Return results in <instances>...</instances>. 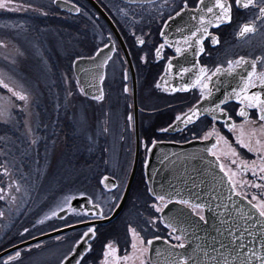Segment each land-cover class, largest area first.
I'll list each match as a JSON object with an SVG mask.
<instances>
[{
    "label": "flooded vegetation",
    "instance_id": "1",
    "mask_svg": "<svg viewBox=\"0 0 264 264\" xmlns=\"http://www.w3.org/2000/svg\"><path fill=\"white\" fill-rule=\"evenodd\" d=\"M43 1L13 0L14 4L23 7L18 11L0 9V41L11 40L12 45H14V40H22L23 44L26 40L31 39L35 40L36 44H44V40H63V42L68 40L67 43L71 42L75 47V53L70 61L76 57L92 56L99 47L110 40L112 41L114 51L105 65L102 81L104 98L102 100H89L81 95L80 86L69 65L67 66V73L71 77L69 79L72 87L78 93L79 100L83 101L85 105L97 108L98 116L103 110L104 129L101 137L103 148L102 150H95V148L86 150L82 160L86 165L83 168L96 172V169L101 167L102 174L98 179L99 186L103 175H108L116 180L118 187L112 191H106L100 186L104 193L102 196L104 201L101 202L95 197L96 193L90 183L88 181L85 183L79 176L76 178L75 174L72 176V179L75 177L74 180L65 178V176L61 178L57 189L49 197L28 195L24 199L18 197L12 201L0 199V211L4 213L3 216H0V264H3L7 256L14 255L15 251H20L21 256L12 264H59L89 227L95 229V236L87 241V244H91L92 247L90 253L87 254L85 264H100L105 250L104 245L109 242L117 249L118 256H124L127 252H131L132 236L128 231L130 226L140 232L145 241L154 236H159L169 243L176 244L177 241L174 236L169 235L170 229L159 221L157 223L160 224V227L153 233L148 232L141 223L139 227L137 223H139V215L141 216L143 212L142 205L145 198L139 191L130 199L128 196L133 185L136 183L137 187L140 184L139 179L145 185L144 163L147 150L152 143H184L193 139L205 140L201 137L213 126L227 141V143L221 141L218 145L219 162L225 164L226 170L231 169L239 173L236 177L238 182L236 191L244 197L246 195L248 200H251L254 195L258 199L264 198V188L256 189L251 186L255 183H264V181L259 180L258 176L253 177L251 171V162L253 160L259 162L257 154L249 152L247 148L237 142L240 126L245 123V118L238 115L241 108L239 101L234 98L228 100L226 106L222 105L225 107L226 115L225 113H217L219 119L215 121H213L210 113H203L192 123L176 131H162V129H167L168 126L176 122L177 115L187 114L193 106L201 107V111L204 108H211L221 99H224L223 92L232 91L239 83V80H235L233 85L227 84L218 90L219 83L222 85L225 77L239 76L222 72L209 82V87L212 89L211 96H206V99L201 101V92L198 87L183 92L170 91L171 86L168 87L166 82L174 83V79L165 70L168 64H172V75L196 77L200 67H206L207 74L211 75L218 65L226 70L229 60L235 62L239 57H244L251 61L258 56L264 57V22L256 21L257 30L255 33H248L243 37L237 36L242 24L255 20L256 9H237L234 0H230L233 3L232 22L222 24L218 28H209V32L217 36L220 43L213 45L210 38H205L203 41L205 51L197 56L195 53L199 47H195L192 41H189L192 47L188 48L187 44L184 43V37L190 36L191 32L195 31L198 26L199 17L196 5L199 0H188L189 11L176 17L177 20L169 32V44L165 45L158 58L156 49L160 44L165 43V38L160 35L165 25L163 21H167L169 15L175 17V12L180 10L184 0H174L176 5L174 10L172 9V0H170V6L164 9L163 13L149 5L143 7L139 5L129 6L126 0H59V6L54 5V0ZM159 3L160 0H156L157 6ZM205 3L210 7L214 0H205ZM77 8L80 10L76 11ZM118 9H127V15ZM193 15H197V20L191 19ZM52 19H54V24L49 21ZM49 27L55 32V37L46 38L42 36V33ZM178 29L180 31H177ZM137 38H141L145 42L139 44ZM197 38H192V40ZM176 47L182 48L181 54L176 53ZM194 56L196 62L192 68L188 60ZM185 68L190 71L183 73L182 70ZM241 70L242 68L237 71L240 73ZM247 70H251L250 67L245 69L246 72ZM262 70H264V64L258 62L257 71ZM59 75L62 83L61 76H65L64 71L60 70ZM163 77H167V79ZM125 87L128 89L127 92L124 91ZM0 91H5L2 86H0ZM118 92H121L122 97L116 95ZM197 101H200L199 105H197ZM245 110L251 119L257 118L255 109L246 108ZM129 116L132 117L131 120H129ZM226 116H230L231 120L227 119ZM46 121V117L41 116L37 131L38 136H35L37 137V145L33 152L34 155L31 158L26 156L25 160V166L28 169L33 166L35 170L42 171V169L45 170L44 166L51 162V158L47 156L51 150V148L48 149V143L60 136V118L54 117L49 133L46 130ZM233 122L236 125L235 131L225 127L227 123ZM0 126L5 125L0 123ZM248 128L249 126L246 125L245 131ZM113 137L114 140L116 139V145L118 144L119 148H116L112 161L111 144ZM210 138L216 143L217 137L215 135L208 139ZM229 145L235 149L237 155H224L230 151ZM48 158L50 162L47 161ZM232 160H235V164L231 163ZM241 161L249 164L248 171H239L237 165H240ZM127 165L130 166L129 175L133 173V177L123 206L116 216L105 221L113 214L124 196L122 193L119 197L118 193L123 185L122 179ZM46 169L51 171L48 166ZM241 180L245 183H239ZM27 183L29 187L30 182ZM32 183L36 185L34 181ZM125 184L126 187L127 182ZM138 195L140 199L137 203L136 213L134 216H130L132 207L137 205L135 197L137 200ZM66 197H71L70 209H75V212L63 204ZM89 197L93 203H100L103 210L102 216L84 215L88 209H92L94 212L99 211V209H93L92 203H89ZM113 197L116 199L113 200ZM81 200H83V204H77L78 201L81 203ZM154 204L159 205L160 202L156 198H151L150 206L153 211H155ZM58 205L64 210L58 211L56 217L44 220L43 223H37V221L43 220L48 212L56 209ZM76 213L80 215L78 216ZM155 213L158 218V213L156 211ZM120 214L121 216H119ZM134 217L135 219H132ZM26 228L28 232L24 231ZM55 230L62 231L47 238L28 242ZM70 230L73 232L66 235V232ZM124 234L127 235L124 236ZM115 236L121 240H115ZM66 243H69V247L67 250H63L61 246ZM37 245L39 247H36ZM59 245L60 254L56 253L55 257L51 256L50 254L55 253L56 251L53 250ZM146 257H148V253H146ZM149 264L152 263L149 262Z\"/></svg>",
    "mask_w": 264,
    "mask_h": 264
},
{
    "label": "snow or ice",
    "instance_id": "2",
    "mask_svg": "<svg viewBox=\"0 0 264 264\" xmlns=\"http://www.w3.org/2000/svg\"><path fill=\"white\" fill-rule=\"evenodd\" d=\"M126 3L131 5H139L143 7L144 5H149L153 7L155 10L163 13V10L170 6V0H160L159 5L157 6L156 0H126ZM235 7L237 9H256L257 15L255 16V20L244 23L240 26V30L237 32L238 37H243L248 33L256 32V21L264 22V0H234ZM22 5L14 4L13 0H0V9H6L8 11H18L22 8ZM176 5L174 4V0H172V9ZM80 9L77 8L76 11ZM124 15H127V9H118ZM189 11L188 0H184L183 6L180 7L178 12H175V17H179L182 13ZM196 11L198 15V26L195 31H192L190 36L184 37V43L187 44L188 48L192 47V44L189 42L192 38H197L195 43L199 46L198 51H196V55L199 56L200 53L204 52L203 41L205 38H210L213 45H218L220 43L219 38L209 32L210 27L218 28L222 24H229L232 22V11H233V3L230 0H214V3L209 7L205 3V0H199V3L196 5ZM197 15H193L191 17L192 20H197ZM172 15L168 16L167 21H163L165 27L167 28L168 22L175 18ZM177 31H180L179 29ZM160 35L165 38V43L160 44L156 49V56L159 58L161 55V51L164 49L165 45L168 44L167 36L164 30H161ZM145 41L141 38H137V43L143 44ZM2 43V42H0ZM107 47V45L105 46ZM114 50V49H113ZM99 51V50H98ZM181 47H176V53L179 55L182 52ZM110 59V57H109ZM143 59V57H142ZM108 59H105L104 63L107 64ZM258 62L264 64V57H256L254 60H246L244 57H239L235 62L229 60L228 68L222 69L219 65L216 67V70L211 73V75L207 74L206 67H200L198 74L195 79L192 80L191 83H186L183 87L177 89L172 88L170 91H188L191 88L198 87L200 89L201 95L200 100L204 101L206 96H211L212 89L209 87V82L212 81L213 77H218L222 72H226L229 75H239L240 81L237 87L233 88L231 93H225L224 99H221L219 103L214 104L211 108H204L203 111L197 106H193L188 110L187 114H180L176 116V121H182L184 124L192 123L203 113H210L212 115L213 121L219 119L217 113H225V107L227 101L230 99H235L239 101L241 104V108L238 112L240 117L245 118V123L240 126V135L237 137V142L241 144L244 148H247L249 152H254L257 154V160H253L251 162V171L253 177L259 178V180L264 181V70L257 71ZM250 67L251 70H247L246 75H240L237 71L238 69ZM168 69L172 68V64L169 63L167 66ZM190 70L185 68L182 70L183 73H187ZM101 80L104 79L103 76L100 77ZM0 86L4 89H7L11 96L16 97L19 101H23L27 103L28 96L27 94L15 90L13 87L6 82V80L0 76ZM159 86V85H158ZM258 89V90H256ZM83 91V89L81 90ZM125 92L128 91L127 87L124 89ZM103 92L101 91L98 96H95L94 99L102 100ZM200 101H197V105H199ZM13 107L11 97L0 96V119H4L6 122V117L11 111ZM255 109L257 112V118L255 120L251 119L249 113L245 109ZM226 115V113H225ZM227 119L231 120L230 116H226ZM132 117L129 116V120ZM249 126L248 130L245 131V126ZM171 127V125L169 126ZM225 127H228L230 130L235 131L236 125L235 122L231 124H226ZM107 131V129H105ZM162 131H167V129H162ZM195 135V133H194ZM215 135L217 137V141L212 145L211 148L207 149L213 156H216L217 160H220V155L217 152L218 145L221 141H225V138L222 137L216 128L213 126L211 130L206 132L202 139L207 140L210 136ZM35 143V141H33ZM227 143V141H225ZM230 151L228 153H224L225 156L237 155L234 148H231L229 145ZM232 164H235V160L231 161ZM222 172H224L225 176H227L228 183L231 186L230 192L235 195H241L240 192H237V180L238 172L232 171L231 169L226 170L225 164L220 163L219 165ZM237 168L240 172H245L249 170V164L247 162L241 161L240 165H237ZM4 173L8 174V170L5 168ZM108 178L105 177V181ZM15 183V182H13ZM103 183V182H102ZM239 183L243 184L245 181L241 180ZM251 183V182H247ZM256 189L264 188V183H255L251 185ZM11 187V185L9 186ZM118 186L113 183L109 188L108 184L105 183V188H108L109 191L111 189H115ZM19 185L16 186V191H19ZM151 192L152 189H149ZM0 192H3V189H0ZM83 195V193H81ZM104 193H101L100 196L97 197L99 201L100 197L103 196ZM232 196L229 195L228 199L231 200ZM0 199H4L2 195H0ZM71 197H66L63 200V204L65 207L70 209V201ZM116 197H113L115 200ZM245 199L247 196L245 195ZM15 200V197H13ZM156 200L160 202L159 205L154 204L153 207L157 213H164L165 207L167 203L171 201H166L164 195H156ZM256 201V203H253ZM89 203H92L93 209H99V211H93L92 209H88L84 215L87 216H102L103 210L101 209L100 203H93L91 197H89ZM178 203L181 205H185L192 210V213L199 217V220L204 221L206 218L203 215V210L208 207L207 204L199 202V197L196 198L195 201L190 199H179ZM251 206V211L249 213H244L246 217V223H250L251 221H255V223H250L248 228L243 230H237L231 224L225 231V235L230 238L229 243L226 245L223 242L219 243V247L214 243L210 248L204 246H197V250H195L192 254H185L182 252H176L175 258L171 261V264H264V198L258 199L257 196H252L251 200L248 201ZM59 205L53 211H51L48 215H45L43 220L37 221V223H43L44 220H48L51 217H55L58 211H63ZM75 212V209H70ZM78 216L79 213H76ZM4 213L0 211V216H3ZM163 223L165 227L170 229V236H174V239L177 241L175 245H172L173 249H184L185 245L189 239V230L180 224V221L172 215H161L160 217H151L145 223L146 225L156 226L157 222ZM223 223V221L221 222ZM179 225V226H178ZM255 230V231H254ZM25 232H28V229H24ZM128 231L131 233L132 242H131V252H127L124 256L117 255V249L113 247L112 243L104 245V253L103 259L100 261V264H149L152 259L150 256L146 257V253L149 252V247L153 245L154 240H159V236H154L153 239H149L147 241L144 240L143 236L138 232L135 228L129 227ZM219 231V230H218ZM237 231H239V235H237ZM177 232L180 235H175ZM257 232H259V246L257 247L255 243H253L252 247H249L244 243V238L251 236L255 237ZM95 236V229L89 227L83 235L80 236V239L76 241V245H80L82 241L87 243V240L91 237ZM59 239V237H57ZM76 245H73L72 250L68 253L67 256L61 261V264H65V261L69 259L70 256H73V253H77L78 249ZM147 245L148 247H146ZM36 247H39L37 245ZM91 244H87L84 247L83 251L78 252V257H73L75 264H85L87 259V254L91 251ZM202 253V258L198 259L196 253ZM160 255L159 249L156 251V256ZM21 256L20 251H15L14 255L7 256V259L3 261V264H12L17 258Z\"/></svg>",
    "mask_w": 264,
    "mask_h": 264
},
{
    "label": "rangeland",
    "instance_id": "3",
    "mask_svg": "<svg viewBox=\"0 0 264 264\" xmlns=\"http://www.w3.org/2000/svg\"><path fill=\"white\" fill-rule=\"evenodd\" d=\"M44 1L48 2L49 0ZM49 21L54 24V19ZM50 27L42 33L43 37H55L53 31L55 27L53 26V29ZM14 41V45L11 40L0 41L2 42L0 43V76L15 90L27 94L28 101L27 103L19 101L16 97L11 96L7 89L0 91V96L11 97L13 104L6 117V122L4 119H0V123L6 126H0V189H3L0 195L4 197L2 201H12L13 197H23L24 199L28 195L49 197L57 189L61 178L65 176L71 180L75 174L76 178L79 176L85 183L87 181L90 183L96 193L95 197L100 196L103 193L98 183L102 174L101 167L93 172L83 168L86 164L78 163V160H83L86 150L91 148L102 150L103 110L99 116H96V127L94 128L93 116L89 109L83 107L85 106L84 102L79 100L78 93L72 87L70 76L67 73V66L75 53L74 45L71 42L67 43L68 40L66 42L44 40V44H36L33 39L26 40L24 44L22 40ZM60 70L65 73V76H61L63 85L60 80ZM116 95L122 97L121 92ZM41 116H45L47 119L46 130L48 133L51 130L54 117L60 118V136L51 141L52 143H48V149L51 148V150L47 156L51 158V162L48 158L47 161L50 164L47 166L52 172L46 169V161L45 170L42 169V171L35 170L33 166L30 169L25 166L26 158H31L34 155L33 152L37 145L35 136H38ZM111 145L113 161L117 150L114 137ZM78 154H82V158H78ZM5 168L8 170V174L4 173ZM139 180L140 184L137 187L136 183L133 185L128 198L130 199L137 191L144 196L143 212L141 216L139 215L137 224L138 226L144 225L148 232L153 233L159 229L160 224L150 226L145 223L151 217H156L157 214L150 206L152 197L148 193L145 181V185H143L142 180ZM33 181L36 185L32 183ZM27 182H30L29 187ZM10 185L11 187H9ZM17 185H19V191H16ZM99 200L104 201L102 196ZM117 239L121 240L115 236V240ZM68 247L69 243L61 246L63 250H67ZM53 251H56L50 254L53 257L56 253L60 254V245Z\"/></svg>",
    "mask_w": 264,
    "mask_h": 264
},
{
    "label": "water",
    "instance_id": "4",
    "mask_svg": "<svg viewBox=\"0 0 264 264\" xmlns=\"http://www.w3.org/2000/svg\"><path fill=\"white\" fill-rule=\"evenodd\" d=\"M54 4L59 6V0H54ZM176 20L175 17L169 21L167 28L164 25L163 30L166 33L168 42L170 38L169 32ZM191 41L195 47L198 46L195 40ZM106 45L107 47H105ZM106 45L97 49L91 57H78L72 61V73L80 86V90L83 89V91H80L81 95L89 100L100 101L94 99V97L98 96L101 91L103 92V80L100 77H104L106 65L104 61L105 59L109 60V57L111 58L114 51L111 40ZM195 58L194 56L188 60L192 68L195 66ZM165 70L174 79V83L170 81L166 82L168 87L171 86V89H179L184 84L191 83L195 79V76L172 75L173 72H171V69L166 68ZM246 74L245 68H242L240 75ZM163 78L167 79V77ZM235 80L240 81V76L225 77L222 85L219 83L218 90L224 87V85H233ZM225 93H231V91L223 92L224 95ZM199 108L201 109V107ZM185 125L187 124H184L182 121H176L171 124V127L168 126L167 132L176 131ZM213 144H215V141L210 138L207 140L193 139L185 143L159 142L149 147L147 159L144 164V177L148 193L153 198H156V195H164L166 201H171L166 204L164 213H158L159 217L161 215L175 216L180 221V224L189 230V239L184 249H173L172 245L175 244H170L166 240H154L148 252V256L152 258L150 260L152 264H171L176 252L192 254L197 250L198 245L208 248L214 243L219 247V243L217 242H223L227 245L230 238L224 233L230 224L237 230H243L248 228L250 223H255L254 220L246 223V217L244 216V213L250 214L251 211V206L248 203L249 200L245 199L242 195L237 196L230 192L231 186L228 183L227 176H225L219 167V160L207 151ZM105 177L108 178L107 181H105ZM132 177L133 173L131 174L128 188ZM100 183L102 188L108 190V188H105V183L110 188L111 184H116V181L105 175L102 177ZM128 188L120 204L105 221L111 219L120 211ZM149 189H152V191L150 192ZM230 194L232 196L231 200L228 199ZM197 197H199V202L208 205L203 210V215L206 218L204 221L199 220V217L194 215L190 208L178 203L179 199L195 201ZM82 202L83 200H81V203L78 201L77 204L79 203L81 205L83 204ZM222 221L223 223H221ZM60 231L62 230L48 232L28 242L53 236L60 233ZM236 234L239 235V231ZM175 235H180V233L177 232ZM259 235V232H257L255 237H245L244 243L249 247H252L253 243H255L258 247ZM86 246L87 243L84 241L80 245H76L78 252L83 251ZM157 249L160 251L159 256H156ZM78 252L73 253V256H70L65 261V264H75L73 257H78ZM196 255L198 259L202 258V253L197 251Z\"/></svg>",
    "mask_w": 264,
    "mask_h": 264
},
{
    "label": "bare ground",
    "instance_id": "5",
    "mask_svg": "<svg viewBox=\"0 0 264 264\" xmlns=\"http://www.w3.org/2000/svg\"><path fill=\"white\" fill-rule=\"evenodd\" d=\"M43 2H46V1H43ZM69 66H71V68H72V62L70 61V63H69ZM85 105V104H84ZM83 107H85V108H87V109H89V112H91V114H92V116H93V123H94V128L96 127V120H95V118H96V116H97V108H95V107H89V106H83ZM102 108V107H101ZM98 109H100V108H98ZM103 109V108H102ZM116 148L118 149L119 148V145L117 144L116 145ZM137 149H138V146H137ZM137 149H136V151H137ZM136 154H137V152H136ZM137 156V155H136ZM129 170H130V166L129 165H127V167H126V170H125V173H124V175H123V179H122V181H123V185H122V187H121V189L119 190L120 192L118 193V195H119V197H120V195H122V193H125L126 192V189L128 188V184H129V182H130V179H129V177H131V175H129ZM127 182V186L125 187V183ZM136 196V195H135ZM138 197H140L139 195L137 196V200H138V202H137V200H136V197H135V201H136V204L137 203H139V199L140 198H138ZM131 206H132V204H131ZM137 207H138V204L137 205H134L133 207H132V210H131V213H130V216H134L135 215V213H136V209H137ZM132 219H135V217L134 218H132ZM73 232V230H70V231H68V232H66V235H67V233L68 234H71Z\"/></svg>",
    "mask_w": 264,
    "mask_h": 264
},
{
    "label": "trees",
    "instance_id": "6",
    "mask_svg": "<svg viewBox=\"0 0 264 264\" xmlns=\"http://www.w3.org/2000/svg\"><path fill=\"white\" fill-rule=\"evenodd\" d=\"M77 156V155H76ZM81 157L82 158V154H78V158ZM84 158V157H83ZM78 163H83L81 160H79Z\"/></svg>",
    "mask_w": 264,
    "mask_h": 264
}]
</instances>
